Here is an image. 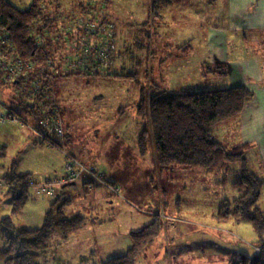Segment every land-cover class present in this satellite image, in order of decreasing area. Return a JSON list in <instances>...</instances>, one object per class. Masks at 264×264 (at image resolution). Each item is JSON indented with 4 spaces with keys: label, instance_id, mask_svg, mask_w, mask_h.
Segmentation results:
<instances>
[{
    "label": "rangeland",
    "instance_id": "rangeland-1",
    "mask_svg": "<svg viewBox=\"0 0 264 264\" xmlns=\"http://www.w3.org/2000/svg\"><path fill=\"white\" fill-rule=\"evenodd\" d=\"M105 1L106 9L115 16L123 32L118 43H131L139 32L136 41L140 45H135L139 48L131 51L135 53L134 57L128 58L130 61L123 65L124 69H120L119 62L115 67L116 73L125 76H112L100 81V77L94 79L97 75L90 72L75 74L72 69L65 70L68 76L57 77L52 82L57 94L56 105H37L32 115L20 103L14 85L2 81L0 106L11 108L18 121L10 115V112L13 113L11 109L6 112L10 119H0V148L5 146L6 152L5 157H0V177L4 178L14 169L22 174L30 173V178L38 184L56 179L54 177L65 174L67 152L83 165H96L106 173L105 186L99 185L92 190L86 188L83 183L90 175L83 174L80 176L82 180L71 183L66 191V197L72 200V204L66 208L65 217L82 215L87 218L80 233H77L79 237L73 242H66L67 245L58 252L61 260L69 259L72 262L73 259L74 264H95L124 254L131 243L130 231L150 223L154 214H160L163 230L156 241L145 249L138 264H217L220 260L226 262L220 261L218 264H231L230 260L223 259L225 255L216 246L230 248V242L235 241L245 250L246 246L250 250L253 248V255L258 254V237L252 225L242 219H223L224 211L229 209L227 206L221 207L223 200L232 202L240 195L233 185L238 164L207 176L171 174L169 172L173 168L158 170L149 147L145 154L137 148V134L143 121L137 115L134 104L140 99L142 87L146 88L147 93L158 86L169 93H190L202 90L198 89L199 85L207 83L211 86L219 82V77L214 76L213 72L209 73L208 78L200 75L199 68L204 69L202 65L200 67L204 54L201 43L208 27L225 22L224 8L228 13L229 1L218 0V4L221 3L220 14L214 8L215 1L208 4L210 0H196L187 6L181 1L169 11L161 12L160 16L164 17L157 18L156 23L145 22L146 16L149 19V7L144 4L150 0ZM29 3L30 0H24L20 6L26 8ZM74 5L69 1L62 7L67 11ZM123 20L127 22L121 25ZM68 26L69 31L79 30L71 23ZM127 32L132 36H126ZM243 42L244 48L240 53L255 54L264 74V40L251 44V34H247ZM125 48L123 45L122 51ZM60 49L56 59L62 62L64 52L71 53L73 49L67 42H63ZM233 51L236 50L232 48L231 53ZM125 55L131 56V53ZM80 68L84 69V66ZM132 70L135 76L128 75ZM8 76L14 79L11 74ZM261 86L264 91V80ZM181 87L186 88L183 90ZM121 110L125 113H120ZM41 113L50 118L56 115L59 119H51L43 126ZM241 114L218 126L215 129L216 138L231 151L239 145L243 146L241 150L248 159L249 170L264 177L261 149L264 140L260 142L254 139L255 144L247 139L249 143L242 144L246 140L242 137ZM57 125L65 136H54L59 145L52 144L60 150L53 153L55 151H48L47 147L40 145L45 143L47 135L54 134ZM71 147L73 150L77 148L75 153ZM180 168L176 166V169ZM109 181L116 184L121 196L111 192L110 187L114 186ZM200 181L205 182L204 185ZM219 182L222 186L217 184ZM53 198L32 200L15 215L11 210V196L7 194L6 187H0V219L12 217L17 227H39ZM258 205L264 214V188ZM234 208L232 202L229 210ZM103 217L105 223L101 226L94 222ZM84 233L87 236L84 237ZM91 248L93 255H74L78 250L88 253ZM82 258L84 261L81 262ZM207 258L211 259L208 263Z\"/></svg>",
    "mask_w": 264,
    "mask_h": 264
},
{
    "label": "trees",
    "instance_id": "trees-1",
    "mask_svg": "<svg viewBox=\"0 0 264 264\" xmlns=\"http://www.w3.org/2000/svg\"><path fill=\"white\" fill-rule=\"evenodd\" d=\"M23 1L0 0V54L10 59L14 57L17 70L13 80L8 76L9 72L0 70V89L2 81L12 83L17 89V98L28 113L32 115L37 105H56L57 94L52 82L57 77L68 76L65 70L72 69L75 74L100 72L95 78L100 77V81L112 76H125L116 73L115 67L119 62L120 69H124L123 65L130 61L128 58L134 57L131 51L139 48L135 46L140 45L136 41L139 32L131 43L125 41L123 45L126 48L122 51L123 45L119 46L118 39L119 33L123 32L115 16L112 17L106 9L105 0H30L26 8L20 6ZM69 1L75 5L66 11L62 5H67ZM181 1L187 6L196 0L145 2L144 5L149 7V19L146 16L145 22L156 23L157 18L164 17L160 16L161 12L169 11ZM212 2L214 0L208 1V4ZM126 22L121 21V25ZM69 23L79 30L69 31ZM126 36L132 34L127 32ZM83 40H86V45ZM63 42H67L73 50L71 53L64 52L62 62H59L56 57L60 54ZM127 53H131V56L126 57ZM128 75L135 76L133 70ZM253 97L254 93L245 86L202 89L190 93H169L158 86L149 93L142 87L140 99L134 104L137 115L143 121L137 134V148L143 154L148 147L152 150L158 170L180 166L179 170L193 169L214 174L229 165L238 164L233 185L240 195L232 200L235 204L232 210H229L232 202L223 200L221 207L229 208L224 211L223 219L230 221L235 218L249 222L258 237L260 252L254 255L241 252V256L233 259L231 264H264V214L258 205L264 188V177L249 170L248 159L241 150L243 146L228 150L216 138L215 129L237 118ZM7 109L11 108L0 106V119L3 121L10 119L6 118L9 116ZM14 113L10 112V115L18 121ZM40 115L43 126H46L47 121L58 118L56 115L51 118L45 117L43 113ZM56 135H59L57 130L51 136L47 135L46 140L59 145L54 137ZM61 136H65L63 130ZM67 154L74 157L70 152ZM5 155L3 146L0 148V157ZM93 166L99 174L106 176L98 166ZM29 175L13 169L9 175L0 177V187H6L7 194L11 196V210L15 215L30 201L40 200L35 193L38 183ZM64 176L60 174L54 177L56 179L49 180ZM80 179L82 177L54 187V198L39 227H17L12 217L0 219V264H74L73 259L72 262L69 259L61 260L58 252L73 233L80 231L87 218L82 215L65 217V210L71 206L72 200L60 194L59 190ZM109 184L116 188L113 182L109 181ZM83 185L91 190L99 185L105 186L94 177L86 178ZM111 192L121 196L118 188ZM162 230V218L160 214H154L150 223L129 233L131 243L123 255L100 260L95 264H138L140 256L156 241Z\"/></svg>",
    "mask_w": 264,
    "mask_h": 264
},
{
    "label": "crops",
    "instance_id": "crops-1",
    "mask_svg": "<svg viewBox=\"0 0 264 264\" xmlns=\"http://www.w3.org/2000/svg\"><path fill=\"white\" fill-rule=\"evenodd\" d=\"M214 1H215L214 8L217 9L216 10L217 14H220L221 3L219 5L218 0H214ZM228 1H229L228 3L230 9L229 12L227 13V10H225L224 8V11L226 13L223 14L224 17L226 16L225 22H220L219 25H212L208 27L205 39L201 43L204 54L202 60L200 61V67L202 65L204 69L199 68L200 75L204 78H208L209 73L213 72L214 76L215 75L218 76L220 80L216 84L212 83L213 85L211 86H209V84L207 83L199 85L200 87L198 89H202V88L215 89V88L230 87V86H245L250 90H252L254 93V98L251 102L245 105L240 118L242 137H244V139L246 140L245 143L242 144H248L249 142L247 141V139H249L250 142H254V143L256 142L254 139H259L261 142V140H264V138L261 139V137L264 136V131L262 130L264 129V127H262V123L264 121V91L262 90V86H261V83L264 80V74L260 70L259 62L256 60V55L255 54L245 55L244 53H240V50L244 48L243 43L245 42H243V40H245V36L247 34L249 35L251 34V42H250L251 44L255 45L256 42L264 40V0H228ZM217 14L215 12V15ZM111 16L113 17L114 15L111 14ZM119 37H123L121 33H119ZM118 44L119 46L121 45V43ZM232 48L233 50L236 51H233L231 53ZM180 70L181 69H179V71ZM183 71L185 72V70ZM93 74L100 75V72H94ZM181 88L185 90L186 87H181ZM40 146L47 147L48 151H55L53 153L59 151V149L56 146H54L52 143L48 142L47 140L45 141V143H42ZM76 149L73 150V148L71 147L73 153L76 152ZM261 149L264 156V145H261ZM258 150L260 152V148H258ZM60 168L62 170V164H60ZM161 171L158 172L161 173ZM176 172L190 176L208 175L201 170H193V169L190 170L174 169L169 173L174 174ZM204 183L205 182L200 181L201 185L202 184L204 185ZM217 184H220L222 186L221 182ZM68 189H69V185L63 186L62 188H60L59 193L64 194L66 196V191ZM93 221L94 220H91L90 222ZM94 222L100 223L101 226L103 223H105V219L103 217V219L98 221L95 220ZM77 233L80 232L78 231L73 233L68 239V241L70 240L73 242L76 238H78L79 234ZM85 236L87 235L84 233V237ZM88 240H90L89 237ZM216 247L219 248L220 253H223V255H225V258L223 259L228 261L229 260L232 261L233 259L239 258L241 256V252H243L242 254H247V255L253 254L252 253L253 248H251L250 250V248L246 246L247 250H245V248L240 246L238 241L230 242V246H229L230 248L228 247L224 248V245H217ZM93 252L94 251L92 250V248L89 249L88 253L85 250L83 251L78 250L74 255L78 256V254H80L81 257H87L88 255H93ZM157 253L159 254L160 251L159 252L157 251ZM152 254L155 255L154 252ZM83 259L84 258H82L81 262L84 261ZM210 260H211L210 258H207L206 263H208ZM220 261L226 262L224 260H220ZM220 261L217 262V264L220 263ZM85 263L88 264L89 262H85Z\"/></svg>",
    "mask_w": 264,
    "mask_h": 264
},
{
    "label": "built area",
    "instance_id": "built-area-1",
    "mask_svg": "<svg viewBox=\"0 0 264 264\" xmlns=\"http://www.w3.org/2000/svg\"><path fill=\"white\" fill-rule=\"evenodd\" d=\"M14 65L16 66V60L14 59V57L10 59L9 57H6L0 54V70L1 71H7L11 74L12 77H14L17 74V70L14 67ZM6 118H10V116H6ZM56 129L59 135H62V130L60 126L57 125ZM64 170H65V174H64L65 176L63 178H60L57 180L45 181V182H42L36 185L35 193H36V196L40 200L44 201L46 197H50V196L52 197L53 190L56 185L65 184L68 181L71 182L79 178L83 174L90 175V177H94L95 179L99 180L101 183L106 184V177L102 174H99L94 166L87 167L83 165L82 163H80L75 157H72L68 154H65ZM1 184L2 183L0 181V185ZM110 188L112 190L113 189L117 190V188H112V187Z\"/></svg>",
    "mask_w": 264,
    "mask_h": 264
},
{
    "label": "bare ground",
    "instance_id": "bare-ground-1",
    "mask_svg": "<svg viewBox=\"0 0 264 264\" xmlns=\"http://www.w3.org/2000/svg\"><path fill=\"white\" fill-rule=\"evenodd\" d=\"M59 119V118H58Z\"/></svg>",
    "mask_w": 264,
    "mask_h": 264
}]
</instances>
